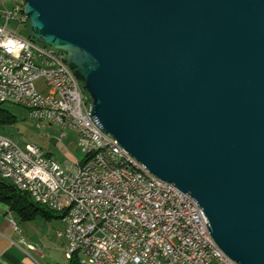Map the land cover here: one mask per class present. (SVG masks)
<instances>
[{"label":"water","instance_id":"obj_1","mask_svg":"<svg viewBox=\"0 0 264 264\" xmlns=\"http://www.w3.org/2000/svg\"><path fill=\"white\" fill-rule=\"evenodd\" d=\"M103 129L264 264V0H24Z\"/></svg>","mask_w":264,"mask_h":264},{"label":"built area","instance_id":"obj_2","mask_svg":"<svg viewBox=\"0 0 264 264\" xmlns=\"http://www.w3.org/2000/svg\"><path fill=\"white\" fill-rule=\"evenodd\" d=\"M1 19L0 104L23 105L36 122L37 115H48L60 128L58 140L73 131L83 152L75 162L51 167L42 154L0 134L1 176L39 205L40 196L51 198L67 222L57 230L66 238V256H86L91 264H241L216 243L190 193L162 180L103 129L66 51L20 30L30 23L24 0L4 5ZM41 77L47 92L35 85ZM91 132H99V139H91ZM118 153L143 163L153 181L121 166Z\"/></svg>","mask_w":264,"mask_h":264},{"label":"rangeland","instance_id":"obj_3","mask_svg":"<svg viewBox=\"0 0 264 264\" xmlns=\"http://www.w3.org/2000/svg\"><path fill=\"white\" fill-rule=\"evenodd\" d=\"M16 1L19 0H5L4 5L7 7H12ZM2 7L3 3L0 1V9ZM20 30L23 32H28L29 28L21 26ZM36 40L40 44H44L37 38ZM35 85L42 92H47L48 90L43 77L37 79L35 81ZM2 107L9 109L14 114V117L12 122L0 126V134L9 137L19 144L23 149H28L33 145H37L41 147L44 152L51 150L53 155H55L58 159L69 161L71 163L77 160L78 157L83 156V152L81 151L78 144L77 135L75 136L74 140L66 143L67 147H64L60 142L56 143V141H54V138L60 135V128L56 125L46 121L37 120L36 122L35 120L31 119L29 116V109L23 105L5 102L3 103ZM42 134L46 136L42 137ZM47 134H49V136H47ZM63 143H65V139L63 140ZM74 157H77V159H74ZM54 160L58 165L61 166V162L57 161L56 159ZM37 205L43 207L45 210L50 211L51 216L48 217L39 212L31 219H24L18 212L16 215L23 223L21 224V227L24 229L25 235H33L37 237V239L40 240L43 245H46V242L50 243L51 241L57 239L56 231L58 226H55L54 223H56V221L57 223H61L62 218L59 217V213L52 211L46 206L39 204ZM59 264H71V260L63 251L60 252ZM211 264H216V262H212Z\"/></svg>","mask_w":264,"mask_h":264},{"label":"crops","instance_id":"obj_4","mask_svg":"<svg viewBox=\"0 0 264 264\" xmlns=\"http://www.w3.org/2000/svg\"><path fill=\"white\" fill-rule=\"evenodd\" d=\"M0 1L3 3V7L0 9L1 20L4 1ZM76 135L77 134L75 132L69 131L67 136H65L61 141L58 140V136L54 138V141H56V143L60 142L61 145L67 147L66 143L74 140ZM64 139L65 143H63ZM45 152L64 165L70 163L69 161L58 159L55 155H53L51 150ZM82 157L83 156L78 157V159ZM74 159H77V157H74ZM4 182L8 183L10 181L3 178L0 173V191L5 190L3 186ZM16 213L17 212L12 209L11 202L0 196V264H59L60 252H65L64 246L66 238L59 236L56 231L57 239L51 241L50 243L46 242V245H43L37 237L30 234L25 235V231L21 227V224L23 223L20 221ZM11 217L16 220L20 230H17L14 227L10 220ZM59 217L62 218L61 223H57L56 221L54 225L58 226L57 230H64L67 222L62 215ZM22 238L24 240H22ZM32 245L36 246V248H32Z\"/></svg>","mask_w":264,"mask_h":264},{"label":"trees","instance_id":"obj_5","mask_svg":"<svg viewBox=\"0 0 264 264\" xmlns=\"http://www.w3.org/2000/svg\"><path fill=\"white\" fill-rule=\"evenodd\" d=\"M0 22H2V19L0 20ZM27 28H29V31L24 32V34L36 39V37L31 33L30 23L28 24ZM2 105L3 104H0V126L12 122L14 117V114L9 109L2 107ZM3 186L5 190L0 191V196H2L4 199L9 200L12 204V209L18 212L24 219H31L39 212H41L45 216L48 217L51 216L50 211L45 210L43 207L38 206L36 202H34L33 199L27 193L20 191L11 182L8 183L4 182ZM70 260H71V264H82L75 257Z\"/></svg>","mask_w":264,"mask_h":264},{"label":"bare ground","instance_id":"obj_6","mask_svg":"<svg viewBox=\"0 0 264 264\" xmlns=\"http://www.w3.org/2000/svg\"><path fill=\"white\" fill-rule=\"evenodd\" d=\"M66 59H67V52H66ZM37 120L46 121V122L56 125V121L53 120V118H50L48 115H37ZM91 139H99V132H91ZM31 149H33V151H36L37 153L42 154L44 160L50 163L51 167H61L60 165L57 164V162L51 156L47 155L41 149V147L37 145H33ZM0 151H1V143H0ZM118 161L119 163H121V166L127 169H130L131 173L135 174L137 177L143 179L144 181H153V173L149 171L148 169H146L143 163L136 162L133 158H126V153H118ZM5 179H8V178H5ZM40 204H43L47 206L49 209L60 214V212H58L57 210H54L51 198H49L48 196H40ZM201 209L202 211H204L202 207ZM205 217H207V221L210 224V221H209V218L206 212H205ZM31 247L34 249L36 248V246L34 245H32ZM226 256L228 255L226 254ZM74 257L77 258L82 264L90 263L86 256H69L68 258L72 259Z\"/></svg>","mask_w":264,"mask_h":264}]
</instances>
